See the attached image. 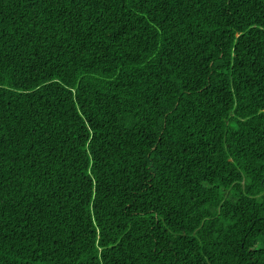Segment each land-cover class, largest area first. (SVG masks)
<instances>
[{
	"label": "trees",
	"instance_id": "trees-1",
	"mask_svg": "<svg viewBox=\"0 0 264 264\" xmlns=\"http://www.w3.org/2000/svg\"><path fill=\"white\" fill-rule=\"evenodd\" d=\"M0 264H264V0H0Z\"/></svg>",
	"mask_w": 264,
	"mask_h": 264
}]
</instances>
